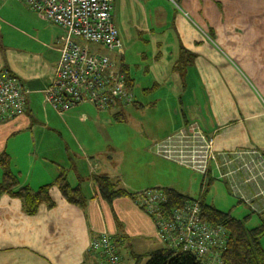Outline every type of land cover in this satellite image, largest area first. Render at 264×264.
<instances>
[{"label": "crops", "instance_id": "1", "mask_svg": "<svg viewBox=\"0 0 264 264\" xmlns=\"http://www.w3.org/2000/svg\"><path fill=\"white\" fill-rule=\"evenodd\" d=\"M111 15L122 53L95 46L93 52L114 63L132 94L139 88L135 59L143 77L171 85L169 94L178 100L168 105L174 125L162 134L140 116L160 106L147 104L148 88L141 102L133 94V103L123 110L104 111L83 102L62 114L55 111L44 97L54 81L64 31L23 1L0 0V72L26 92L24 114L0 124V159L7 158L19 187L36 193L49 186L53 204H41L28 215L20 200L0 194V264H99L88 246L102 235L111 238L123 264H145L150 254L165 249L152 221L128 198L105 202L94 178L118 180L130 194L169 188L193 199L196 178L182 192L175 176L165 179L173 172L153 152L156 143L191 125L214 139L216 154L206 176L191 172L200 179V195L215 184L217 193L249 215V202L262 206L255 195L264 184L244 183L241 167L264 155V0H176V6L168 0H114ZM165 59L167 74L157 69ZM126 113L128 137L134 145L143 143L140 152L148 161L154 157L150 165L159 179L150 187L128 185L112 172L117 157H109L108 150L118 156L121 150L108 138L120 130L110 117L123 120ZM60 174L80 189L82 204L62 197L54 186ZM2 179L0 168V184Z\"/></svg>", "mask_w": 264, "mask_h": 264}, {"label": "built area", "instance_id": "2", "mask_svg": "<svg viewBox=\"0 0 264 264\" xmlns=\"http://www.w3.org/2000/svg\"><path fill=\"white\" fill-rule=\"evenodd\" d=\"M48 23L61 28L64 38L60 44V58L54 81L45 92V102L58 113L67 112L75 104L89 103L104 111L123 110L133 103L122 73L114 63L77 41L111 53L122 50L118 32L113 24L114 0H20ZM176 6V0H168ZM26 92L17 80L0 72V124L25 112ZM156 156L194 174L207 175L216 161L214 139L207 138L191 125L169 136L155 147ZM239 157V155H237ZM240 158V157H239ZM246 174L244 183L264 184V155H255L252 162L241 167ZM262 206L249 202L251 210L264 213V188L256 198ZM134 204L153 223L165 248L193 255L203 264H220L219 252L225 242L222 229L202 221L197 200L168 209V200L161 190H145ZM89 253L96 254L99 264H123L111 238L102 235L90 242Z\"/></svg>", "mask_w": 264, "mask_h": 264}, {"label": "trees", "instance_id": "3", "mask_svg": "<svg viewBox=\"0 0 264 264\" xmlns=\"http://www.w3.org/2000/svg\"><path fill=\"white\" fill-rule=\"evenodd\" d=\"M128 86V83L126 82ZM121 121L119 118L117 119ZM9 162L6 157L0 159V168L3 171V179L0 184V194L7 193L11 197L23 203L25 212L33 215L37 207L45 204L51 207L53 204L49 198V186L42 187L38 192L32 193L27 188L19 187L18 181L9 169ZM191 172V171H190ZM206 176V175H205ZM100 197L107 203H112L116 199L128 198L132 201L139 194H130L120 187L118 180L108 178H94ZM54 186L58 188L62 197L73 205L83 203V196L79 188H71L67 183L64 174H60ZM161 190L168 200V209H174L186 202L193 201L177 192L174 189H151ZM199 202L202 221L212 227H222L227 234L225 242L219 252L220 264H264V250L261 246V239L264 237V213L252 212L243 220L234 219L231 213L220 212L214 207L207 205L203 200ZM253 215H257L262 221L261 225L248 229L247 223ZM145 264H203L191 254L174 252L170 249H162L147 257Z\"/></svg>", "mask_w": 264, "mask_h": 264}, {"label": "rangeland", "instance_id": "4", "mask_svg": "<svg viewBox=\"0 0 264 264\" xmlns=\"http://www.w3.org/2000/svg\"><path fill=\"white\" fill-rule=\"evenodd\" d=\"M88 47L90 49V52L93 53L95 47L92 46L91 44H89ZM103 52L104 54H107L105 51ZM120 53H122V50L118 52V54ZM133 62L134 65L132 67V70L139 77V79L137 78L139 88L133 89V94L135 96V99L138 102H141L142 100L140 99L145 98V94L143 90L145 88H148L151 89V91H149L146 96L147 104L150 103L160 104L157 111H151L149 108H147L146 112L140 116L142 117L144 122L150 125V127L153 129L155 133L162 134L163 132L169 130L174 125V122L172 120L173 113L170 112L168 105L171 103H173V105H176L178 103V100L173 98V96L169 94V90H171V85L160 81L153 82L152 75H149V77H143L141 75L142 67L141 66L138 67V65H136L138 63V59L133 60ZM169 66H170L169 61L165 59L164 64L162 66L157 67V69H159V71H161L163 74H167L169 72ZM155 85H158L159 89L157 88L158 89L157 91H152ZM131 109L132 107H129L127 111ZM135 115H137V113H135ZM127 117H128L127 113L124 115L123 120L121 121L115 120L112 117H110V120L113 122V124L119 125L120 130L118 132L114 131L113 133H109L108 138H111V140L114 141L121 150V155L119 156H118L119 153L115 151H111V148L108 150L109 157L110 156L117 157L116 159L113 160V164L111 166L112 172L114 174L115 173L117 174V176L122 180L121 182H124L128 185H133L136 187L137 186L150 187V185H152L157 179H159V175L156 172H154L155 169L153 170L150 165V162L154 157H151L152 159L148 161V158L144 157L143 153L140 152L143 148V143L140 145L135 144L136 145L135 146L133 142L130 140V138L128 137L129 134L128 132H129V124L131 121H129L130 117L129 118ZM168 137H166L162 141L166 140ZM104 139L107 140L106 135ZM123 141L124 143H121ZM162 141H159L153 146V152H155L156 145L160 144ZM108 146H110V144L107 142V146L104 148L105 151L109 148ZM139 157H141V159ZM158 162L162 164H166L165 166L169 169V172L170 173L173 172L172 174L168 175V177L165 178L166 180L175 176L173 180H179L182 182V187L178 188L182 192H185L189 189L190 179L196 178L197 182L194 183L192 186L194 192L190 195V197H193V199L194 198H196V200L201 199L207 205L214 207V209L220 212L231 213V216L237 220H243L246 216H249V213L243 206L236 207V204L227 202L226 197H224L222 193H217L215 189L216 186L215 184L212 185L210 188L209 186H207L206 189L205 188L202 189L200 195L201 184L198 176L192 174L188 170L176 167V165H174L173 163L170 162L166 163L165 161H164L165 163L163 161H158ZM159 167L160 166H158V168ZM162 176L164 175L162 174ZM261 223L262 221L257 216L253 215L250 218V221L247 223L246 227L248 229H253L260 226ZM219 228L222 229V234H227L224 228L222 227ZM261 242H264V237L261 239ZM91 254L96 255L94 253Z\"/></svg>", "mask_w": 264, "mask_h": 264}]
</instances>
